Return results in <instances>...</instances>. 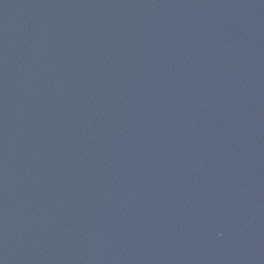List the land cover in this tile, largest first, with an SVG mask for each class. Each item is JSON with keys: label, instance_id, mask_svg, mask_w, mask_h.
<instances>
[{"label": "water", "instance_id": "95a60500", "mask_svg": "<svg viewBox=\"0 0 264 264\" xmlns=\"http://www.w3.org/2000/svg\"><path fill=\"white\" fill-rule=\"evenodd\" d=\"M0 264H264V0H0Z\"/></svg>", "mask_w": 264, "mask_h": 264}]
</instances>
